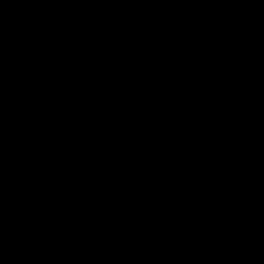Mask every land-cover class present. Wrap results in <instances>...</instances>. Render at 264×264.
Masks as SVG:
<instances>
[{
	"label": "trees",
	"instance_id": "16d2710c",
	"mask_svg": "<svg viewBox=\"0 0 264 264\" xmlns=\"http://www.w3.org/2000/svg\"><path fill=\"white\" fill-rule=\"evenodd\" d=\"M0 264H264V0H0Z\"/></svg>",
	"mask_w": 264,
	"mask_h": 264
}]
</instances>
